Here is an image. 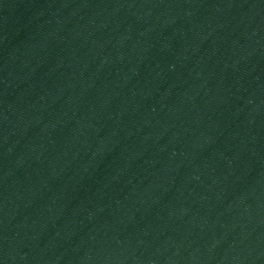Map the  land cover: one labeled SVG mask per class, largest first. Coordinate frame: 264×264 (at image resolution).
Masks as SVG:
<instances>
[{
	"label": "water",
	"instance_id": "water-1",
	"mask_svg": "<svg viewBox=\"0 0 264 264\" xmlns=\"http://www.w3.org/2000/svg\"><path fill=\"white\" fill-rule=\"evenodd\" d=\"M0 264H264V0H0Z\"/></svg>",
	"mask_w": 264,
	"mask_h": 264
}]
</instances>
